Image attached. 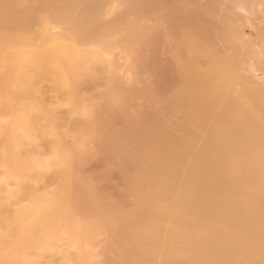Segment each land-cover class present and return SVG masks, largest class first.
<instances>
[{"label": "bare ground", "instance_id": "6f19581e", "mask_svg": "<svg viewBox=\"0 0 264 264\" xmlns=\"http://www.w3.org/2000/svg\"><path fill=\"white\" fill-rule=\"evenodd\" d=\"M165 67L173 75L172 87L151 92L148 81ZM4 97L10 98L14 119L45 116L43 107L59 115V124L85 130L75 141L79 157L92 160L105 152L129 166L147 140L201 144L213 134L217 143L241 148L243 160L264 163V0H0ZM35 121L43 138L45 120ZM129 172L122 173L136 190L138 169ZM58 180L55 186L64 190L69 181ZM66 198L50 197L52 203L28 214L23 235L43 237L49 224L62 220L56 209ZM66 244L55 241L37 252L62 253Z\"/></svg>", "mask_w": 264, "mask_h": 264}, {"label": "rangeland", "instance_id": "374dc122", "mask_svg": "<svg viewBox=\"0 0 264 264\" xmlns=\"http://www.w3.org/2000/svg\"><path fill=\"white\" fill-rule=\"evenodd\" d=\"M165 68L160 69V75L151 77L148 90L172 87L173 75ZM6 97L0 99V264H264L262 161L243 160L241 148L231 149L223 140L217 143L213 134L201 144L147 140L139 159L129 166H120L105 152L91 160L79 157L75 145L86 135L85 130L59 124V115H50L41 102L32 103L42 105L45 116H32L30 111L31 121L26 114L14 119L10 98ZM51 101L47 99L45 103ZM38 118L45 120L42 124L49 139L47 135L41 137L42 130L35 121ZM4 120L8 123L1 125ZM63 156L67 161L64 165L59 164ZM117 166L123 167L127 175L138 169L134 173L136 190ZM62 179L69 181L64 190L54 184ZM47 196L55 201L67 196L64 203L70 201L68 205L72 207L63 204L56 209L65 218L49 224L43 237L38 236L41 232L33 239L23 235L27 215L52 203ZM74 201L77 210L72 209ZM63 208L68 210L64 212ZM55 241L59 246L68 242L63 247L66 251L37 252L39 246ZM24 257L29 259L20 262L19 258Z\"/></svg>", "mask_w": 264, "mask_h": 264}]
</instances>
